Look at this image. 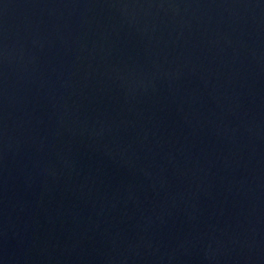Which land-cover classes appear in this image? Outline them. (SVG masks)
<instances>
[{"label": "water", "instance_id": "1", "mask_svg": "<svg viewBox=\"0 0 264 264\" xmlns=\"http://www.w3.org/2000/svg\"><path fill=\"white\" fill-rule=\"evenodd\" d=\"M0 264H264V0H0Z\"/></svg>", "mask_w": 264, "mask_h": 264}]
</instances>
